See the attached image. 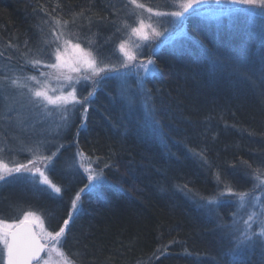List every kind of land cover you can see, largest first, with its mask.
Wrapping results in <instances>:
<instances>
[{
    "label": "trees",
    "instance_id": "trees-1",
    "mask_svg": "<svg viewBox=\"0 0 264 264\" xmlns=\"http://www.w3.org/2000/svg\"><path fill=\"white\" fill-rule=\"evenodd\" d=\"M113 6L0 0V64H23L47 20L76 18L100 29ZM242 13L187 15L184 34L150 51L157 71L143 79L131 108L117 82L103 81L53 161L61 194L23 202L18 192H1L0 213L32 204L48 230L59 231L85 185L63 162L75 148L105 180L98 193L82 194L61 241L73 264H232L234 208L221 193L248 192L254 170H264V35ZM149 109L158 134L149 131ZM243 264H264V237H253Z\"/></svg>",
    "mask_w": 264,
    "mask_h": 264
},
{
    "label": "rangeland",
    "instance_id": "rangeland-1",
    "mask_svg": "<svg viewBox=\"0 0 264 264\" xmlns=\"http://www.w3.org/2000/svg\"><path fill=\"white\" fill-rule=\"evenodd\" d=\"M114 3V15L110 19L108 24L104 27H94L90 23H83L76 18L68 20L65 25L63 20L54 19L47 20L45 29L40 34L38 44L29 51L30 54H26V58L23 59V64L14 65L13 63L0 64V146L3 147V151L0 152V158H2L10 167H14L16 164H28L29 160L34 159L35 150L38 148L40 156H51L53 153L56 155L51 162L37 160L35 165H28L29 168L39 167L45 172V175L53 182L50 172L53 169V161L60 153L62 148L66 145L64 143V135L69 127L74 124L78 125L79 122L83 123L84 120V107L88 108L89 101L86 105L77 104L74 107L68 105V111L66 113L67 119H62L65 114L58 110L53 105H48L45 109L42 105L36 106L34 101L36 98L32 95L29 89H39L43 85H46L48 89H57L56 94L59 95L60 85L65 82L61 78L57 80V72L54 69L48 68L45 65L49 63H55V43H51L55 40L53 33L59 34L63 32L64 39H70L72 43L79 42L81 47L85 50H89L94 56L103 64H115L119 66L125 62L123 53L120 51L119 45L124 42L126 51H133L136 53V60L131 64L135 65L128 72L127 75H123L126 69H121L122 75L112 76L111 78H105L100 80L99 84L94 85L90 80L86 81L81 79L78 84H75L77 89V97L83 99L88 96L90 91H96L100 84L108 79L117 82L119 91L122 95H126L125 98L127 105H136V89L141 88V82L147 76L153 73L145 74L143 69H140L139 76L137 75V68L140 64H147L150 51L156 49L163 43L169 42L175 37L185 33L184 19L176 20L168 15H156V12H171L178 10L173 7L176 0H138V3L144 5V8H136L129 3V0H111ZM225 7L239 8V5H217L212 3L211 0L208 4L204 5L201 9L202 17L204 18H217L222 14V9ZM151 8L153 11L149 12L147 9ZM242 13L245 15V20L249 27L258 28L260 34L264 35V9L259 7H244ZM143 20L145 25V32L148 33L149 38L147 40L141 39L132 33V28L139 27L140 21ZM59 21V25L57 24ZM151 25L152 27H147ZM97 28V29H96ZM152 28L160 33V36L152 35ZM49 41V43H45ZM62 43V41H61ZM64 49L61 48V51ZM71 49L69 48V54ZM39 59L41 64L33 66L32 60ZM153 67V65H152ZM67 73V70H64ZM46 73L48 75L41 76L40 73ZM74 78L78 77V73H70ZM89 75H91L89 73ZM103 75V74H102ZM30 76L37 77L42 84H37L36 81L28 79ZM17 79L18 85H12L11 80ZM95 79H99L98 77ZM70 88L65 87L64 91H70ZM127 93V94H126ZM51 95L52 92L50 91ZM131 94L133 97L131 98ZM92 98V97H91ZM90 98V99H91ZM89 99V100H90ZM78 123V124H77ZM80 125V124H79ZM3 131V134H1ZM32 148L33 151H28ZM73 152L69 154L63 162L66 163V170L71 176L77 174L87 181V173L84 171V167H87L92 162L84 155L73 148ZM47 164V167L45 166ZM83 165L84 167H82ZM31 173L27 170H22L19 173H13L7 177L5 181H0V193H6L9 195L18 192L23 197V202H26L28 195H41L47 197H55L56 193L46 185L41 184V177L37 173L35 175V182L31 179ZM54 183V182H53ZM257 181L253 182V186L248 190L252 196H262L264 189H254V185ZM221 197L226 198L227 201L233 203L234 212L232 214V223L234 220L239 223L234 224L235 234L239 235L236 231L237 228H243L242 221L247 219L248 212L251 211V205L245 209L239 208L238 198L228 194L226 191ZM20 198V199H19ZM30 204V203H29ZM32 205V204H30ZM27 204L14 209V211L8 213H0V219L5 220L7 223H18L23 219L25 211L35 212L43 221V229L49 231L43 215L39 214L33 206ZM36 233L41 232V225L36 222L32 224ZM254 232L259 231V225L254 224ZM263 239V237L255 236ZM46 244V250L43 253L42 258L39 260V264H45V261L49 260V251L56 247V242L48 240L45 237L42 240ZM2 249V246H0ZM52 264H58L60 257L55 252L51 253ZM0 264H4L2 255H0Z\"/></svg>",
    "mask_w": 264,
    "mask_h": 264
},
{
    "label": "snow or ice",
    "instance_id": "snow-or-ice-1",
    "mask_svg": "<svg viewBox=\"0 0 264 264\" xmlns=\"http://www.w3.org/2000/svg\"><path fill=\"white\" fill-rule=\"evenodd\" d=\"M210 0H176L173 7L178 10H173L171 12H156V15H168L173 17L176 20H180L185 17L186 14L192 15H202V7L208 4ZM212 3L217 5H239V8H229L225 7L222 9V14H232L243 11L244 7H259L264 9V0H211ZM129 3L136 8H144V5L138 3V0H129ZM149 12L153 10L151 8L147 9ZM59 21L57 24L59 25ZM68 22L65 21L66 25ZM147 27L151 28V25ZM145 25L143 20L140 21L139 27L132 28V33L137 37L147 40L149 35L145 32ZM55 40L51 43H55V63H49L45 66L51 69L56 70L57 80L61 78L65 82L60 85L59 95L56 94L57 89H48L46 85H43L41 88L33 90L29 89L32 95L37 99L34 101L36 106L42 105L47 109L48 105L55 106L58 110H61L65 115L62 116V119L66 120V113L68 111V105L73 107L77 104L86 105L91 97L94 96V91H90L88 96L80 99L77 97V89L75 84H78L81 79L86 81H91L94 85L99 84L100 80L105 78H111L112 76L122 75L121 69H126L123 75H127L131 70V62L136 60V53L133 51H126L125 44L122 42L119 47L121 53H123L125 62L121 63L119 66L115 64H103L101 66V61H98L96 56L89 50H85L81 47L80 43H72L70 39H64L63 32L59 34L53 33ZM152 35L160 36V33L156 31L155 28H152ZM62 41V43H61ZM49 43V41H45ZM61 48L64 50L61 51ZM69 48L71 53L69 54ZM31 63L33 66H38L41 64L39 59L32 60ZM154 61L148 60L147 64H140L137 68V75L139 76L140 69H143L145 74L155 73L157 69L152 67ZM67 70L65 73L64 70ZM70 73L80 74L78 77H73ZM89 73L91 75H89ZM103 74V75H102ZM41 76H46L48 74L41 72ZM99 79H95V78ZM28 79L36 81L37 84H42L40 80L35 76H30ZM12 85H18V80H11ZM65 87L70 88V91L65 92ZM143 87L141 82V88ZM52 92L50 95L49 92ZM88 111L87 107H84V113ZM150 125L149 131L152 134L159 133V120L155 118V112L153 109H149L148 112ZM3 151V147L0 146V152ZM28 151L32 152L33 149L29 148ZM39 149L37 148L34 153V159L29 160L28 164H16L14 167H10L2 158H0V181H5L7 177L11 176L13 173H19L22 170L29 171L31 179L35 182V175L38 173L41 177L40 183L48 185L54 193L60 195L62 192L61 187L54 184L42 171L39 167L29 168L28 165H35L37 160L51 162L56 153H53L51 156H40L38 155ZM80 155H83L82 153ZM47 167V164L45 165ZM84 167L83 165H81ZM109 167V165H105ZM251 167V165H249ZM84 171L87 173V181L83 188H81L71 201V209L68 213V219L63 221V225L60 226L59 231H45L43 229V221L40 217L33 211H25L23 214V219L19 220L18 223H7L5 220L0 219V255L4 260V264H33V261H36V264H39V256L42 251L46 250L45 243H42V240L47 237L48 240L55 241L56 247L48 249L49 251V260L45 261V264H52L51 253L55 252L60 261L58 264H73V261L68 258L65 252L62 250V239L66 235V229L69 228L70 222L74 217V213L79 211L80 205L82 203L81 196L85 192L89 193H98L103 186L105 177L103 175V170L97 171L91 167L89 164L87 167H84ZM254 179L257 183L254 185V189H264V170L256 169L254 170ZM226 192L230 195H233L238 198L239 208L245 209L251 205V211L248 212L247 219L242 221L243 228H237L236 231L239 232L238 236L233 237L234 247L228 253L231 257L232 264H243V250L248 247L252 242L253 237L260 236L264 237V197L262 196H252L249 192H234L231 187L226 188ZM224 193H221L223 195ZM215 200L209 198L208 203L212 204ZM38 222L41 225V232L36 233L32 230L31 225ZM239 223V221L234 220V224ZM259 225V231L254 232L253 225ZM78 255V254H76Z\"/></svg>",
    "mask_w": 264,
    "mask_h": 264
},
{
    "label": "water",
    "instance_id": "water-1",
    "mask_svg": "<svg viewBox=\"0 0 264 264\" xmlns=\"http://www.w3.org/2000/svg\"><path fill=\"white\" fill-rule=\"evenodd\" d=\"M31 228H32L33 231H35L32 225H31ZM42 243H43V242H42ZM45 245H46V244H45ZM43 253H44V251H42V252L40 253V256H39V258H38L39 260L42 258ZM33 264H36V261H33Z\"/></svg>",
    "mask_w": 264,
    "mask_h": 264
}]
</instances>
